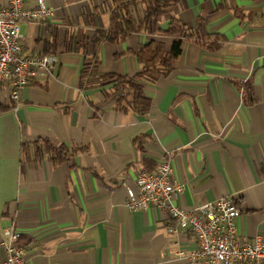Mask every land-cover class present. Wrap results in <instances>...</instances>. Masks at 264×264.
I'll use <instances>...</instances> for the list:
<instances>
[{"label":"crops","instance_id":"1","mask_svg":"<svg viewBox=\"0 0 264 264\" xmlns=\"http://www.w3.org/2000/svg\"><path fill=\"white\" fill-rule=\"evenodd\" d=\"M44 1L51 15L22 22L20 33L24 53L56 55L51 75L23 87L17 104L11 84L0 85V242L14 225L23 264H185L177 252L192 246L190 232L162 210L126 205V186L165 152L184 183L177 205L231 196L238 236L264 238V0H179L150 28L100 43V70L132 76L140 44L171 46V16L203 25L204 43L184 38L167 74L146 83L144 114L117 106L107 85L80 87L113 0ZM77 30L87 52L67 47ZM4 257L0 243V264Z\"/></svg>","mask_w":264,"mask_h":264},{"label":"built area","instance_id":"2","mask_svg":"<svg viewBox=\"0 0 264 264\" xmlns=\"http://www.w3.org/2000/svg\"><path fill=\"white\" fill-rule=\"evenodd\" d=\"M0 0V85L11 84L9 99L16 104L20 91L32 82L51 75L57 61L55 54L24 53L20 24L43 21L51 15L44 0ZM17 106V105H15ZM167 152L154 171L139 170L135 186H126V205L131 210L156 208L164 211L176 227L187 229L193 236L188 250H178L185 264H264V238L257 234L254 241L238 236L236 217L240 209L231 196H225L190 209L174 202L184 183L173 179ZM1 241L5 257L1 264H23L27 248L19 241L20 232L10 225L3 229Z\"/></svg>","mask_w":264,"mask_h":264},{"label":"trees","instance_id":"3","mask_svg":"<svg viewBox=\"0 0 264 264\" xmlns=\"http://www.w3.org/2000/svg\"><path fill=\"white\" fill-rule=\"evenodd\" d=\"M179 0H113L110 24L107 29L96 30L92 39V54L86 56L80 72L81 88L108 86L116 95L117 106L130 107L144 114L150 108V99L145 96L144 87L154 82L159 76L167 74L175 58L180 54L184 38H195L201 44L208 34L203 25L189 28L175 16H171L164 33L172 36V43L167 48L165 42L151 40L140 44L135 54L141 69L132 76L102 72L99 68L98 47L103 41H121L132 32L146 30L170 13ZM89 37L83 30L72 32L66 40L67 47L75 51L87 52ZM56 37L50 42L54 48ZM50 49V48H49ZM5 106L0 105V110ZM20 236L19 241H21ZM23 245V243H21ZM25 246V245H24ZM26 247V246H25Z\"/></svg>","mask_w":264,"mask_h":264}]
</instances>
